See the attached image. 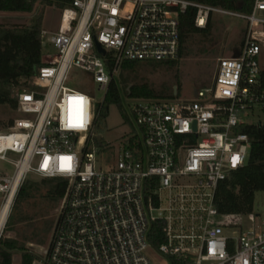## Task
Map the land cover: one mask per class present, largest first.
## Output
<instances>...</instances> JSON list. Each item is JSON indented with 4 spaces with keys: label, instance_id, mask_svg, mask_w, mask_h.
<instances>
[{
    "label": "built area",
    "instance_id": "built-area-1",
    "mask_svg": "<svg viewBox=\"0 0 264 264\" xmlns=\"http://www.w3.org/2000/svg\"><path fill=\"white\" fill-rule=\"evenodd\" d=\"M60 3L58 27L42 31L53 50L17 92L19 116L0 121V208L13 205L30 173L66 181L40 262L153 264L157 251L172 264H264V229L227 234L243 215L221 214L216 203L220 183L248 161L242 127L264 123L247 119L264 112V0L250 13L195 0ZM189 9L198 27L213 13L244 19L238 56H221L213 83L192 98L128 94L133 127L117 150L103 149L94 140L98 103L68 85L71 71H87L107 94L126 60L178 59Z\"/></svg>",
    "mask_w": 264,
    "mask_h": 264
},
{
    "label": "rangeland",
    "instance_id": "rangeland-1",
    "mask_svg": "<svg viewBox=\"0 0 264 264\" xmlns=\"http://www.w3.org/2000/svg\"><path fill=\"white\" fill-rule=\"evenodd\" d=\"M61 1L38 0L32 13L0 12V25H24L30 23L34 16L43 13V28L55 30L60 22ZM210 21L213 25L211 32L191 35L183 56L176 61L143 63L136 70L126 72L123 85L148 84L165 97H170L177 90L175 97L180 98H192L197 88L210 86L216 75L218 59L221 56L230 57L237 54L244 46L247 36V24L244 19L213 13ZM49 39L50 35L43 37L46 44L44 51L53 50ZM261 65L264 69V44ZM115 78L120 80L119 76ZM68 85L88 93L95 103L105 99V91L99 89L87 71L78 67L71 71ZM132 103V98L124 91L122 107L116 103L110 104L108 115L98 120L94 140L103 149L117 150L125 143L133 127L132 120L128 118V104ZM18 116V112L8 104H0V121H8ZM247 119L251 122H264V112L256 109ZM99 136L102 137L101 140ZM50 187L49 178L30 173L25 182L24 194L17 197L12 205L11 214H14L10 230H6L5 226L0 238H9L18 247L12 253L13 264H21L24 250L39 256L41 247L45 248L50 244L61 205V199L48 195ZM253 213L256 219L252 220L249 215H243L241 226L226 228L225 232L239 236L242 231L259 230L260 227L264 229V190L256 193ZM150 257L153 264H172L168 257L157 251H150ZM33 264H42L40 258Z\"/></svg>",
    "mask_w": 264,
    "mask_h": 264
},
{
    "label": "trees",
    "instance_id": "trees-1",
    "mask_svg": "<svg viewBox=\"0 0 264 264\" xmlns=\"http://www.w3.org/2000/svg\"><path fill=\"white\" fill-rule=\"evenodd\" d=\"M38 0H0V12L32 13ZM225 9L250 13L254 0H195ZM196 11L189 9L181 16V47L180 56H183L188 38L194 33L208 34L212 30V21L206 27L195 24ZM44 24L43 13L34 16L30 23L6 27L0 25V104H8L16 109L17 92L27 85L42 65L44 41L42 31ZM176 61V60H172ZM143 63L135 60H126L122 63L120 80L116 78L110 84L103 102L98 103L99 119L108 115L109 105L112 103L122 107L124 91L131 97H165L148 84L123 85L126 81V72L134 71ZM170 97H175L171 94ZM98 119V120H99ZM242 132L249 135L251 151L247 163L232 171L226 180L219 185L216 203L221 214L247 215L253 213L255 196L258 191L264 190V123H251L242 127ZM51 187L48 195L61 199L66 190V181L61 178H49ZM24 185L18 197L24 194ZM10 215L6 230H10ZM160 235V234H159ZM155 242V241H154ZM18 247L9 238H0V264H13L12 253ZM39 256L24 250L21 264H33Z\"/></svg>",
    "mask_w": 264,
    "mask_h": 264
},
{
    "label": "bare ground",
    "instance_id": "bare-ground-1",
    "mask_svg": "<svg viewBox=\"0 0 264 264\" xmlns=\"http://www.w3.org/2000/svg\"><path fill=\"white\" fill-rule=\"evenodd\" d=\"M12 210L11 199L0 208V236L6 226Z\"/></svg>",
    "mask_w": 264,
    "mask_h": 264
},
{
    "label": "snow or ice",
    "instance_id": "snow-or-ice-1",
    "mask_svg": "<svg viewBox=\"0 0 264 264\" xmlns=\"http://www.w3.org/2000/svg\"><path fill=\"white\" fill-rule=\"evenodd\" d=\"M62 160H65V161H70L71 160V158L70 157H65V158H62ZM65 167H68V168H70L71 167V165H70V163H68V164H66V165H64Z\"/></svg>",
    "mask_w": 264,
    "mask_h": 264
},
{
    "label": "water",
    "instance_id": "water-1",
    "mask_svg": "<svg viewBox=\"0 0 264 264\" xmlns=\"http://www.w3.org/2000/svg\"><path fill=\"white\" fill-rule=\"evenodd\" d=\"M101 51L104 52L103 49H101ZM235 56H238V54H235ZM195 93H197V92L195 91ZM177 94H178V92H177V90H176L175 93H174V95L176 96Z\"/></svg>",
    "mask_w": 264,
    "mask_h": 264
},
{
    "label": "crops",
    "instance_id": "crops-1",
    "mask_svg": "<svg viewBox=\"0 0 264 264\" xmlns=\"http://www.w3.org/2000/svg\"><path fill=\"white\" fill-rule=\"evenodd\" d=\"M42 248V247H41Z\"/></svg>",
    "mask_w": 264,
    "mask_h": 264
}]
</instances>
